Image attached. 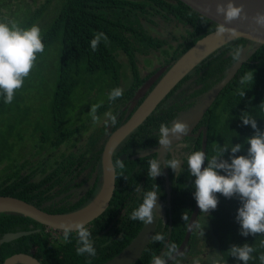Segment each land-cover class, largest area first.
<instances>
[{
	"label": "flooded vegetation",
	"instance_id": "obj_1",
	"mask_svg": "<svg viewBox=\"0 0 264 264\" xmlns=\"http://www.w3.org/2000/svg\"><path fill=\"white\" fill-rule=\"evenodd\" d=\"M225 46L221 49H224ZM260 47L248 40L244 45L247 55V60L244 63L252 62L249 58ZM252 50L255 52L250 56L249 52ZM169 65H160L161 67L159 66L160 68L158 67L159 69L151 76ZM227 70L222 78L214 81L215 77H209L205 78V82L200 79L204 72L202 67L191 71L173 88L148 118L114 150L113 164L116 160L121 159L125 166L115 169L113 197L105 211L85 223L92 234L91 239L96 249L95 256L77 255V234L75 232L70 234V242L66 243L63 241L62 228L41 224L21 213L4 212L0 213V264H7L8 258L18 255H24L28 262L29 259L33 260L34 264H124L122 261L114 263L124 252L129 254L127 257L129 261L126 264H150L153 255H161L164 252L165 243H175L179 249L185 240L189 222L197 205L194 198L195 186H189L184 176L188 169L185 157L193 151H202L204 142H206L207 154L209 117L215 109L213 105L220 94L203 114H201L200 105L207 97L208 91L225 78ZM159 79L144 93L145 95L143 94L144 96L139 93L142 84L135 89L127 101H125L123 93L119 102H111L108 98L107 101L101 102L100 105L106 108L100 106L97 109L98 121H93V125L81 130L78 135L79 140H77L78 136L73 140L72 147H76L77 142H81L80 138L87 134L85 145H80L78 150L73 148V151L72 142L67 144L66 141L62 145L69 146L68 150H61L62 145L50 150V146L47 145V151H42V153L48 155L51 166L37 164L36 170L42 175L39 187L29 193L30 201L19 199L32 204L40 211L53 214L79 212L91 205L101 189L102 159L107 142L112 134L134 115ZM130 85L131 82L123 92L128 90ZM110 111L117 117L115 125L111 124L110 119L105 115ZM178 118L190 126V131L188 136L182 137L181 141H177L173 137V144L183 146L177 147L173 152H167L158 144L159 127L162 123L171 125L172 121ZM83 131L85 132L82 133ZM141 149L144 150L143 156L140 154ZM43 156L38 155L36 158L40 159ZM172 156L181 160V171L178 170L174 173L170 168L164 167L163 175L156 177L155 180L149 177V160L160 158L163 164L165 159H171ZM121 174L124 175L121 176ZM125 174H129V177L127 178ZM155 185L159 189H154ZM151 190H157L158 205L162 206L156 221L146 225L139 220L130 219L132 211L143 202L144 193ZM181 195L184 198L180 199ZM184 213L188 216L186 222L182 219ZM207 215L199 209L195 220L199 227L191 228L187 244L179 250L183 253L178 257L179 264H194V261L197 260L199 264H212L214 256L209 257L208 254L210 250H213L212 254L217 257L215 249L218 251V259L221 261L223 258L217 245L219 242L207 220ZM22 217L25 218V221ZM36 223L41 226H37ZM147 226L151 228L148 240L147 235L143 233V229ZM28 231L31 233L8 242L5 241L7 237H14L15 234ZM202 231H204V236ZM157 233L165 237L164 243L152 239L153 235ZM138 241L145 244L140 248L137 245ZM168 264H172V261H168Z\"/></svg>",
	"mask_w": 264,
	"mask_h": 264
},
{
	"label": "trees",
	"instance_id": "obj_2",
	"mask_svg": "<svg viewBox=\"0 0 264 264\" xmlns=\"http://www.w3.org/2000/svg\"><path fill=\"white\" fill-rule=\"evenodd\" d=\"M24 1L17 2L16 7H22L20 4L25 3ZM54 2L58 10L52 14L49 12V7ZM26 4L29 6L28 2ZM7 6H9L8 0H0V20L5 18L15 20L19 26L24 28H30L36 24L42 30V43L45 45V51L36 54L37 61L30 74L35 75L47 67L49 62L44 60L45 57L61 45L58 83L53 103L50 105L54 120L60 118L63 109H69V105L75 99L77 89L83 87L82 96L94 88L91 81L88 85L89 78L96 76L98 82L102 79L105 83H109L112 86L111 90L116 88L120 77L126 78L125 63L120 60L121 54L126 56V62L133 76L130 88L123 92L125 101H127L135 89L144 84L162 66L163 60H165L163 64L171 65L197 40L211 32L216 26V23L180 0H46L35 10L24 7L23 11L27 14L24 16H19L17 9L15 12H3V8ZM18 11L23 13L21 9ZM44 15L43 25L38 20ZM159 17L169 22L175 21L184 27L185 33L181 35L182 40L177 45L171 44L167 39L152 36L151 31L154 28L151 25H155L154 18ZM97 32L105 33L108 40L107 42L102 40L98 49L93 51L90 42ZM247 42L248 40L243 38L237 39L206 58L200 66L195 68L202 67L204 70L201 81L205 82V78L209 77H215L214 81L222 78L228 67L234 63L233 49L239 45L244 46ZM158 50L163 56L161 66L142 77L138 67V55L148 56ZM150 59V57L145 59V63ZM249 59L252 62L243 64L236 77L222 90L213 105L215 109L209 117L207 132L208 157L215 154L217 143L220 146L244 144L246 138L254 135L251 126H244L240 120L243 112H248L257 120L259 128L264 130V108L259 107L261 103H264V45L258 48ZM249 71L254 72V80L241 85V78ZM95 89L96 87L93 91ZM241 90L246 92L245 97L239 95ZM103 91L102 88L98 90L99 93ZM120 100L118 98L115 101ZM15 114L13 102L5 104L0 98V195L30 201L29 193L39 187L42 176L36 170L37 164L51 166L48 155L38 159L30 152L34 148L39 152L47 151V145L52 150L64 144L66 140L72 142V147L74 144L72 138L80 131V125L63 131L57 140L51 136L53 146L49 139L47 145L42 147L37 145L36 139L29 140L34 143L30 144V149L28 145H19L14 153V145L9 140L15 138L17 126L22 128L29 121L27 116L18 119ZM5 128L8 129L5 130ZM248 147L250 146L245 144L243 150L237 155H246ZM19 152H27L28 155L17 156ZM229 156H231L230 150L225 154V159ZM4 165L8 169H2ZM125 175L129 177V174ZM184 176L189 186L194 185V177L189 176L188 169ZM215 195L219 199V204L216 210H212L207 215V220L219 242L217 245L223 257L221 264H243L242 261L231 257L228 251L232 245L243 246L245 243L257 249L252 254L255 259L250 260L248 264H260L259 255L264 253V248L259 246V241L264 239V236L261 234L247 237L240 235V225L236 222L238 208L241 206L238 197L227 199L222 194ZM182 198L184 197L181 195L180 199ZM22 219L25 221L24 217ZM25 229L28 228L25 227Z\"/></svg>",
	"mask_w": 264,
	"mask_h": 264
},
{
	"label": "clouds",
	"instance_id": "obj_3",
	"mask_svg": "<svg viewBox=\"0 0 264 264\" xmlns=\"http://www.w3.org/2000/svg\"><path fill=\"white\" fill-rule=\"evenodd\" d=\"M217 14L223 15L225 23H217L214 35L222 38L225 34H229L230 38H237L238 31L235 28H228L226 24H230L235 20L249 19L245 13L244 6H236L234 0H229L227 5L220 4L217 6ZM256 25L264 28V14L257 13L253 17ZM107 42L108 37L103 32L94 34L91 40V48L93 51L98 49L101 41ZM45 45L42 43V30L34 24L30 28L19 26L15 20H0V96L4 98L5 104H11L14 99L16 90L21 89L25 83V78L29 77L35 62L37 61V53H43ZM243 45L235 47L232 51V59L240 61L242 55L245 54ZM254 80V72H247L240 80V84L244 85ZM239 95L245 97V91H239ZM123 96V89L116 87L111 90L108 95L109 101H115ZM100 104L92 105L90 115L93 121H98L96 116L97 109ZM264 108V103L259 106ZM115 125L117 122L116 115L111 112L105 114ZM240 120L244 126L250 125L254 130V135L246 138L244 144L220 146L217 143L215 154L208 157L205 151H193L185 157L187 160L188 171L191 177H194V198L202 213L209 214L210 210H216L219 199L215 195L222 194L227 199L238 197L241 206L238 208L236 222L240 225V235L247 237L249 235L256 236L261 234L264 236V130L258 126L257 120L248 112H243ZM190 126L183 122L181 118L172 121L171 125L162 123L159 127L158 144L167 152H173L177 147L183 145L173 144L172 138L181 141L182 137L188 136ZM249 145L246 155H237L240 153L244 145ZM230 150L231 156L225 159V154ZM141 156L144 150L141 149ZM159 154V153H158ZM207 162V165H205ZM149 177L154 179L164 174V167L170 168L174 173L180 169L181 160L172 156L171 159H165L163 164L159 159L149 160ZM125 163L119 159L112 164L110 171L116 168H123ZM154 189H159L157 185ZM139 191V189H137ZM157 190L146 191L144 193L143 202L138 208L132 211L130 219L139 220L146 225L152 224L158 218V212L161 207L158 205ZM182 219L186 222L188 216L183 214ZM192 227L199 225L192 222ZM63 231V241L70 242V234H77V255L95 256L96 249L91 239V232L83 221H74L61 225ZM204 236V231H202ZM152 239L158 242H165V237L161 234L153 235ZM259 246L264 248V239L259 241ZM256 247L245 243L243 246L232 245L229 249L231 257L248 264L250 260L255 259L252 255L256 251ZM175 243H165V250L161 255H153L150 264H179L178 257L182 256ZM260 264H264V253L259 255ZM199 264V261H194ZM212 264H221V261L215 256Z\"/></svg>",
	"mask_w": 264,
	"mask_h": 264
},
{
	"label": "water",
	"instance_id": "obj_4",
	"mask_svg": "<svg viewBox=\"0 0 264 264\" xmlns=\"http://www.w3.org/2000/svg\"><path fill=\"white\" fill-rule=\"evenodd\" d=\"M180 1L216 24L225 23L224 16L217 14L216 9L220 4L226 6L229 0ZM234 2L236 6L243 5L245 13L249 17L247 21L235 20L230 24H226V27L235 28L238 31L239 36L237 38H230L229 34H225L222 38H218L214 35V30L197 40L196 43L185 53H183L175 62L162 68L142 85L139 92L140 95H143L147 90H149L154 82L160 78L148 95L144 98L134 115L125 124L118 128V130L112 134L109 141L107 142L102 159L103 180L101 189L91 205L81 209L79 212H73L69 214H53L40 211L32 204H29L19 198L13 196H0V213L17 212L32 218L41 224H45L53 228H61L62 224L71 223L74 221H83L84 223L90 222L96 216L105 211V209L109 206L115 190L116 170L110 171L109 169L113 164L112 155L117 146L148 118L155 108L166 98V96L185 76H187L207 57L216 52L218 49L240 38L252 41L257 47L264 45V28L259 27L253 21V17H255L257 13L264 14V0H234ZM254 52L255 50L250 51L249 55L251 56ZM246 60L247 55L243 54L241 60L238 62L235 61L233 65L227 70L225 78L208 91L207 97L203 99L200 105L201 114H203L211 106L222 89L236 76L237 72L241 69L243 63ZM202 151L206 152V142L203 144ZM198 211L199 207L196 205L188 225L185 240L179 250L185 247L190 238L192 222H195ZM28 233L30 234L31 231L20 232L19 234H15L14 237L5 238V241L8 242ZM143 233L147 235L148 240L151 235V228L147 226V228L143 229ZM145 235L142 237L146 240ZM138 242V247L145 244L141 241ZM122 254L124 256L120 255V257L117 258L118 261L114 263H119L122 261L124 264H126L129 261V259H127L129 254H125V252ZM6 262L7 264H14L18 262L34 264L33 260L31 259H29L28 262L24 255L8 258Z\"/></svg>",
	"mask_w": 264,
	"mask_h": 264
},
{
	"label": "rangeland",
	"instance_id": "obj_5",
	"mask_svg": "<svg viewBox=\"0 0 264 264\" xmlns=\"http://www.w3.org/2000/svg\"><path fill=\"white\" fill-rule=\"evenodd\" d=\"M19 1L20 0H8L9 6L4 7L2 11L15 12L17 9V14L19 16H24V14H26L23 11L25 10L24 7H30L31 10H35L37 6H42L46 2V0H25V3L21 2L20 4L22 7L18 6L17 8L16 3ZM26 2L29 3V6L28 4H26ZM55 5L56 4L54 2L49 7V12L52 14H54V11L58 10ZM19 9L23 11L22 14L21 11H18ZM44 17L45 15L43 16V18L41 17L38 20L43 25L45 23ZM154 20L156 21V24L151 25L154 28L151 31L152 36H156L161 39H167L173 45H177V43L182 40L181 35L184 34L185 31L184 27L181 24H178L175 21L169 22L167 20L161 19L160 17L154 18ZM60 50L61 45L57 46V48L53 52L49 53L44 59L45 61L49 62V65L41 69L39 73H36L35 75L29 74V77L25 78V83L22 88L16 90L13 99V109L16 110V116H14L18 119L27 116L29 121H27V123L23 125L22 128L20 126H17V128L15 129V138H11L9 140L10 143L14 145V153L16 147L19 145H28V148L30 149V144L34 143L29 140H34L37 138V145L39 147H42L47 145L48 139L51 143V136H53L55 140H57L58 138H60L63 131L67 130L68 128L77 127L78 125H80L79 132H81V130H84L86 127L93 125L92 116L90 115L91 106L101 104V102L103 101H107L112 86H110L109 83H105L102 79L100 80V82H98L97 77L93 76L89 78L88 85L91 81V85L94 86V88L96 87V89L93 91V88L92 90L88 91L87 94L84 93L82 96L81 93L84 91L83 87L77 89V93L74 95L75 99L69 105V109H63L60 118L58 120H54L53 111L50 110V105L51 103H53L52 101L54 99V93L58 83ZM148 57H150L151 59L147 60V63H145V59H148ZM137 58L140 75L142 77H145L150 74L151 71H154L161 65L160 63L163 56L158 50L152 55L148 54V56H142L140 54ZM120 60L125 63L126 78L124 79L123 77H120L118 86L125 90L128 88V85L131 82L133 76L131 71L129 70L128 64L126 62L127 59L124 54H121ZM164 62L165 60H163L162 64ZM100 88L104 90L102 93L98 92ZM0 98L4 100L2 96ZM38 125L40 126L38 127ZM7 129L8 128H5V130ZM79 132L72 138V140H75V138L80 135ZM84 132L85 131H83L82 133ZM42 136L45 138L42 139ZM86 139L87 134L80 138L81 142L78 141L77 146L72 147V150L74 151L73 148H76V150H78V147H80V145L84 146ZM77 140H79V136L77 137ZM69 142L70 140H66L67 144H70ZM60 149L68 150L69 146L62 145ZM30 153L32 156L45 155V153L39 152L36 148H34ZM27 155V152H19L17 156L22 157ZM6 166L4 165L2 169L7 168ZM214 252L217 256L216 258L218 259L217 249H215ZM212 253L213 250H210L208 256H215Z\"/></svg>",
	"mask_w": 264,
	"mask_h": 264
}]
</instances>
